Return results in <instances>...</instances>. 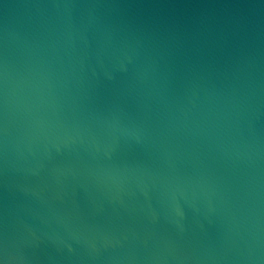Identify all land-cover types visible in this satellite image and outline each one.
<instances>
[{
    "label": "water",
    "instance_id": "95a60500",
    "mask_svg": "<svg viewBox=\"0 0 264 264\" xmlns=\"http://www.w3.org/2000/svg\"><path fill=\"white\" fill-rule=\"evenodd\" d=\"M0 264H264V0H0Z\"/></svg>",
    "mask_w": 264,
    "mask_h": 264
}]
</instances>
